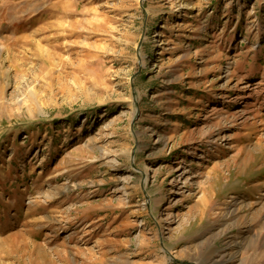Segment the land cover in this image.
Segmentation results:
<instances>
[{"label":"rangeland","instance_id":"1","mask_svg":"<svg viewBox=\"0 0 264 264\" xmlns=\"http://www.w3.org/2000/svg\"><path fill=\"white\" fill-rule=\"evenodd\" d=\"M0 264H264V0H0Z\"/></svg>","mask_w":264,"mask_h":264},{"label":"bare ground","instance_id":"2","mask_svg":"<svg viewBox=\"0 0 264 264\" xmlns=\"http://www.w3.org/2000/svg\"><path fill=\"white\" fill-rule=\"evenodd\" d=\"M148 170H149V168L147 167V168H146V171H148Z\"/></svg>","mask_w":264,"mask_h":264}]
</instances>
